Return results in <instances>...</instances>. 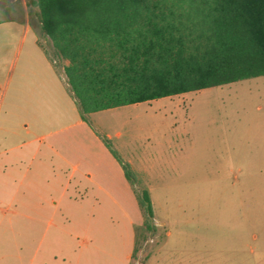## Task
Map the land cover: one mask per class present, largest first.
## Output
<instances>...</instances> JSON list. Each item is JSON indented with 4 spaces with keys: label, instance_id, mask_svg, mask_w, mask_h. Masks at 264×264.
Masks as SVG:
<instances>
[{
    "label": "rangeland",
    "instance_id": "obj_1",
    "mask_svg": "<svg viewBox=\"0 0 264 264\" xmlns=\"http://www.w3.org/2000/svg\"><path fill=\"white\" fill-rule=\"evenodd\" d=\"M35 42L50 51L30 0H0V123L7 114L3 125L15 132L4 146L23 144V169L40 161L68 177L76 168L89 200L59 202L34 223L0 197V264H127V233L136 237L128 264H264V76L89 114L78 125L63 61L53 72ZM102 140L132 169L136 192H148L153 234L141 228L133 190L112 180L98 192L83 180L107 151ZM34 150L51 158L30 161ZM45 230L56 247L35 253Z\"/></svg>",
    "mask_w": 264,
    "mask_h": 264
},
{
    "label": "trees",
    "instance_id": "obj_2",
    "mask_svg": "<svg viewBox=\"0 0 264 264\" xmlns=\"http://www.w3.org/2000/svg\"><path fill=\"white\" fill-rule=\"evenodd\" d=\"M81 120L89 114L264 76V0H30ZM39 46V45H38ZM40 47V46H39ZM153 234L149 194L136 192Z\"/></svg>",
    "mask_w": 264,
    "mask_h": 264
},
{
    "label": "crops",
    "instance_id": "obj_3",
    "mask_svg": "<svg viewBox=\"0 0 264 264\" xmlns=\"http://www.w3.org/2000/svg\"><path fill=\"white\" fill-rule=\"evenodd\" d=\"M35 43L38 46L37 42ZM43 57L49 64L52 71L55 72L56 70L52 67V65L48 62L44 55ZM66 64L67 62L63 61V65ZM62 82H64L63 84L67 92H69L64 80V76ZM68 95L72 99L70 93H68ZM6 118L7 114L0 123V197H8V200H10V202L17 203L18 207L20 208L19 214L18 212L17 214L15 212H13L12 214H15L16 216L19 215V221L39 223L42 222L43 219L47 217L51 218L55 215V207L59 202L81 204L85 203L86 200H89V196L87 193L88 186L83 184V182L79 180V178L75 179L73 177L74 173H76L77 171L76 168L73 169L68 177H63L61 175L60 169L47 167L40 161H38L39 164L35 165V167H33L32 169H23L22 163L25 160V154L21 150L23 144L14 145L12 148H5L4 146V142H6L8 136H10L11 134H15V132L11 131L9 127L3 125V122L6 123L4 121ZM79 119L80 121L78 125L84 122L81 120L80 114ZM53 153L56 157V152ZM40 157H47V159L51 158V156L48 155L47 151L41 152L40 150H34L33 153H31L30 161ZM94 160L95 161L93 162H96L94 163V166L88 165L82 175L83 180L87 184L91 185L92 187L94 186L95 189L100 192L104 189V185H106L107 182L116 180L119 184L118 186L120 187V189L129 191L132 194V187L124 177L121 166L110 155L108 150L106 152H100L98 158H94ZM122 161L125 162L123 159ZM109 185V189L113 187L112 184ZM20 189H22L26 193H23L20 195L21 197L16 198V195L18 194V191ZM10 190L14 191L10 192ZM69 190H81L84 192H82L80 198L77 199L78 195L76 196L75 194L73 195L72 193H69ZM56 192L59 195L57 199L53 196ZM97 197L98 195H94V197L91 198L92 201L90 202L92 205L98 204ZM110 199H112L113 202H117V200L113 198ZM93 212L94 210L92 209L90 211V218L93 217ZM50 234L51 233H49V231L47 230L42 231L38 234L39 237L37 246L34 249L35 253H40L42 250L47 251L45 249H48L49 251L55 249L56 246L54 242H51V237L53 236H51ZM53 235L56 236L55 233H53ZM127 237L129 239L131 248L130 252L126 254V261H128L129 263L132 252L134 251L136 237L135 233H127ZM88 245L90 247L88 250L90 253L98 251V248L90 243V241L87 242V247ZM52 261H55V259L52 258Z\"/></svg>",
    "mask_w": 264,
    "mask_h": 264
}]
</instances>
